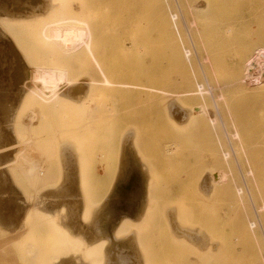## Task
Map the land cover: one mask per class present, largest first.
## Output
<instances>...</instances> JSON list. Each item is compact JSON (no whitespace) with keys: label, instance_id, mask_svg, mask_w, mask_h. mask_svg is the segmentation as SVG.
<instances>
[{"label":"rangeland","instance_id":"obj_1","mask_svg":"<svg viewBox=\"0 0 264 264\" xmlns=\"http://www.w3.org/2000/svg\"><path fill=\"white\" fill-rule=\"evenodd\" d=\"M0 49V264H264V0H0Z\"/></svg>","mask_w":264,"mask_h":264},{"label":"bare ground","instance_id":"obj_2","mask_svg":"<svg viewBox=\"0 0 264 264\" xmlns=\"http://www.w3.org/2000/svg\"><path fill=\"white\" fill-rule=\"evenodd\" d=\"M175 2H177V1H175ZM177 5V4H176ZM41 9H42V7L41 8H39L38 10H39V12L38 11H35V13H31L30 12V14H29V17H31V18H34V16H38V15H42V13H44V11H41ZM180 9V8H179ZM31 10V9H30ZM165 11V10H164ZM179 12V11H178ZM180 12H181V10H180ZM27 14V15H28ZM162 13H160V15H161ZM27 15H26V17H27ZM179 16V15H178ZM178 16H177V19H179L178 18ZM25 17V16H24ZM28 18V17H27ZM183 18V17H182ZM181 18V19H182ZM30 19V18H29ZM181 19H180V21H181ZM182 22V21H181ZM181 22L179 23V24H181ZM194 25V24H193ZM187 32H188V30H187ZM191 39V38H190ZM6 64H9L10 66H13V64H15V63H17V60L15 59V57L14 56H10V55H7L6 57ZM4 59V54H3V51H1V49H0V74H2L3 72H1V71H3L4 70V63L2 62V60ZM200 63V62H199ZM201 65V64H200ZM204 74V73H203ZM205 76V75H204ZM205 79H207V78H205ZM206 83V82H205ZM77 88V87H76ZM207 89H208V91L207 92H210L211 90H210V87L208 86V84H207ZM203 91H204V93H203ZM202 91V93L203 94H207L206 93V91H205V89ZM201 93V92H200ZM76 94H78V93H74L72 96H69V98H70V101H71V104H72V106L75 108L76 106H78V104L79 103H77L74 99H76L75 98V96H77ZM209 94V93H208ZM207 94V95H208ZM210 96L212 95V93H210L209 94ZM64 96V95H63ZM211 97H213V96H211ZM220 98H221V95L219 96ZM219 97H217L218 99H220ZM64 98H67L68 99V96H64ZM215 101H217V100H214V98H213V103L214 104H216V102ZM81 102V101H80ZM81 104V103H80ZM80 107L82 106V104L81 105H79ZM217 106V105H216ZM77 109V108H76ZM79 110V109H78ZM108 110V109H107ZM208 110V109H207ZM215 110H217V109H215ZM104 111H106V110H104ZM185 111V110H184ZM84 112V111H83ZM176 115H177V118H179V117H181V119L180 120H182L184 117H185V112H183V111H178V112H176V110H175V112H174ZM217 113H218V111H217ZM175 115V116H176ZM194 115V114H193ZM218 115V119L220 118V115H219V113L217 114ZM99 120H101V119H99ZM98 120V121H99ZM214 120H215V117H214ZM221 120V119H220ZM221 122V121H220ZM1 124V123H0ZM222 124V123H221ZM1 126V125H0ZM224 127V126H223ZM2 129V128H1ZM222 130H224V129H222ZM226 132V131H225ZM228 142H229V144H230V138H228ZM231 146V145H230ZM229 146V147H230ZM232 147V146H231ZM2 170H0V190H1V188H4L5 187V182H3V180L5 181V177H2V174H4L3 172H1ZM2 180V181H1ZM243 181V180H242ZM244 182V181H243ZM245 183V182H244ZM2 214V213H1ZM2 220H4L5 221V219H7V217H5V216H1L0 217ZM257 218H258V216H257ZM257 218H255V219H257ZM255 222H257V221H255ZM260 222V219L258 218V222L257 223H259ZM262 227V226H261Z\"/></svg>","mask_w":264,"mask_h":264}]
</instances>
